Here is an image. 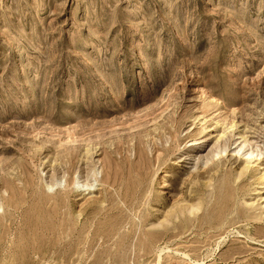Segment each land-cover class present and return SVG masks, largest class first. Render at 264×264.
<instances>
[{
    "label": "rangeland",
    "instance_id": "obj_1",
    "mask_svg": "<svg viewBox=\"0 0 264 264\" xmlns=\"http://www.w3.org/2000/svg\"><path fill=\"white\" fill-rule=\"evenodd\" d=\"M263 171L264 0H0V264H264Z\"/></svg>",
    "mask_w": 264,
    "mask_h": 264
},
{
    "label": "bare ground",
    "instance_id": "obj_2",
    "mask_svg": "<svg viewBox=\"0 0 264 264\" xmlns=\"http://www.w3.org/2000/svg\"><path fill=\"white\" fill-rule=\"evenodd\" d=\"M233 126H235L234 124H233V122H231V125H230V129L233 127ZM259 180H264V171H263V174H262V176H260L259 177ZM78 187H79V185H77ZM80 188H83L82 186H80ZM85 188V187H84ZM78 190H80V189H78ZM83 190V189H82ZM159 252H162V249L159 251ZM169 252H171V251H169ZM172 253V252H171ZM170 254V253H169ZM175 254H178V253H176L175 252ZM163 255V254H162ZM161 254H158L157 255V257H158V260H157V262H156V264H161ZM183 257V256H182ZM186 258V257H185Z\"/></svg>",
    "mask_w": 264,
    "mask_h": 264
}]
</instances>
